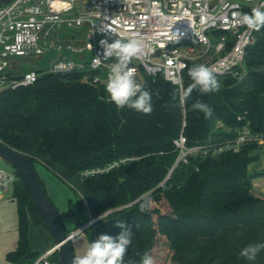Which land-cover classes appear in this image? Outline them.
Returning a JSON list of instances; mask_svg holds the SVG:
<instances>
[{"label": "trees", "instance_id": "trees-1", "mask_svg": "<svg viewBox=\"0 0 264 264\" xmlns=\"http://www.w3.org/2000/svg\"><path fill=\"white\" fill-rule=\"evenodd\" d=\"M255 35L246 52V76L238 81L214 75L218 91L202 94L197 88L185 99L193 65L184 72L183 92L161 76L146 77L142 87L151 93L153 109L147 115L117 108L106 85L94 82L93 72L45 74L32 86L0 93V140L68 184L91 219L112 211L86 229L90 242L101 234L117 236L122 231L119 222L130 226L132 245L124 264H141L159 238L177 264H264V249L255 259L241 255L248 245L264 243V197L252 186L264 168L250 172L261 155L258 146L192 160L166 180L177 158L174 141L182 132L189 145L226 140L246 124L264 134V28ZM197 101L212 109L210 117L193 110ZM127 157L135 160L104 174L82 176L87 169ZM14 173L19 240L7 259L32 264L40 253L29 241V216L38 225L43 223L28 187ZM36 177L48 196L37 170ZM145 195L151 196L152 206L140 212ZM157 205L169 214H161Z\"/></svg>", "mask_w": 264, "mask_h": 264}, {"label": "built area", "instance_id": "built-area-1", "mask_svg": "<svg viewBox=\"0 0 264 264\" xmlns=\"http://www.w3.org/2000/svg\"><path fill=\"white\" fill-rule=\"evenodd\" d=\"M262 6L264 0H12L0 7V93L32 86L45 74L86 76L93 72L94 82L106 85L116 58L103 59L102 39L108 43L142 41V52L129 65L135 67L141 86L146 77L161 76L183 92L185 70L200 64L215 76L241 81L247 74L246 52L256 35L236 21ZM177 29L185 32L179 41L174 34ZM31 57H46V66L24 70L20 61ZM174 144L177 158L167 179L192 160L239 153L253 144L264 156V134L248 124L223 141L189 145L182 132ZM134 160L122 158L87 169L82 176L104 174ZM15 180V173L0 170V200ZM79 230L72 232L73 237L85 227ZM56 253L52 246L32 264H61Z\"/></svg>", "mask_w": 264, "mask_h": 264}, {"label": "clouds", "instance_id": "clouds-1", "mask_svg": "<svg viewBox=\"0 0 264 264\" xmlns=\"http://www.w3.org/2000/svg\"><path fill=\"white\" fill-rule=\"evenodd\" d=\"M262 8L264 6L252 8L250 14L240 15L236 23L245 26L249 30L260 31L261 28H264V10ZM106 30L113 32L112 29ZM174 34L179 41L185 35V32L177 29ZM100 45L103 47L104 60H109L112 57L116 58V62L111 66L105 86V91L110 100L117 108L127 107L146 115L151 114L153 110L152 95L137 83L135 67H129L132 60L142 52V41L139 39H116L114 42L108 43L106 39H102ZM97 62H101L99 57H97ZM188 75L192 83L184 93L185 99L197 88L202 94L218 91L220 88V84L212 71L204 64L193 65L189 69ZM192 108L194 111L202 112L205 118L212 115V109L202 101L193 103ZM151 206L152 199L150 195L140 198V212H147ZM117 226L122 229L117 236L101 234L96 241L90 243L83 256L76 257L73 260V264H124L125 255L132 245L133 234L130 226H127L124 222L117 223ZM72 238L69 237L70 240ZM262 249H264V243L250 244L241 251V255L248 259H255ZM141 264H154V261L149 254L145 253L141 259Z\"/></svg>", "mask_w": 264, "mask_h": 264}, {"label": "rangeland", "instance_id": "rangeland-1", "mask_svg": "<svg viewBox=\"0 0 264 264\" xmlns=\"http://www.w3.org/2000/svg\"><path fill=\"white\" fill-rule=\"evenodd\" d=\"M47 61L48 59L46 57H31L22 59L20 63L22 64L21 66H23V69L28 71L31 69H42L44 66H46ZM263 163L264 156L261 151L259 160L250 166V172L253 174L262 171ZM35 168L36 170H40L39 163L35 164ZM0 170H4L5 172L10 174L14 173L15 171L13 167H11L1 159ZM252 186L257 195H259L260 197H264V175L256 177L253 180ZM55 190L56 192H58V200L62 202V206H64L63 210L65 211L59 212L66 231L72 233L82 227H85V230L73 237L71 240V245L75 256H83L91 243L88 239L86 229L89 230L96 226L95 222L92 224L89 223L92 222L91 220L93 219L95 221H98V219H100L103 214L108 213L109 211L102 213L97 218L91 219L87 210L81 209L80 198L75 194V192L68 184L60 180L58 189L56 187ZM156 208L159 209L161 211L160 213L163 215L169 214V211L161 205H157ZM15 209H17V202L13 197V188L10 187L7 191L4 192L3 198L0 200V253L8 246L7 244L9 243L11 238H14V240L15 238H18V230L15 228V225L10 218V212L14 211ZM156 217L157 214H154V218ZM28 224L29 236L32 235L31 240L34 250L38 253L44 252L51 245L49 234L37 223L35 225L34 223ZM172 255V251L169 249L168 245L164 243L163 238H159L154 246V249L151 252V257L154 261V264H177L172 259Z\"/></svg>", "mask_w": 264, "mask_h": 264}, {"label": "water", "instance_id": "water-1", "mask_svg": "<svg viewBox=\"0 0 264 264\" xmlns=\"http://www.w3.org/2000/svg\"><path fill=\"white\" fill-rule=\"evenodd\" d=\"M12 0H0V7ZM0 159L9 164L20 175L29 189L32 203L38 208L43 226L50 233L61 264H73L76 258L71 240L72 233H67L60 212L50 197L42 191L36 177V168L33 161L24 153L19 152L0 140ZM112 211L103 214L106 216ZM101 216V217H102Z\"/></svg>", "mask_w": 264, "mask_h": 264}, {"label": "crops", "instance_id": "crops-1", "mask_svg": "<svg viewBox=\"0 0 264 264\" xmlns=\"http://www.w3.org/2000/svg\"><path fill=\"white\" fill-rule=\"evenodd\" d=\"M39 167H40V170H37V173H38V175L40 176V178L44 182V185H45L46 191L48 193V196L53 201V203L58 208V210L60 212H64L65 211V210H63L64 209V206H62V202H60L58 200V192H56V190H55L56 187L58 189V186L60 184V180L61 179L59 180L57 176H55L52 172H50L43 165L39 164ZM263 168H264V163L262 164V169ZM10 218H11L12 222L14 223L15 228L18 230V209H15L14 211H11L10 212ZM28 220H29L28 221L29 223H32V224L34 223V225L36 224V222L34 221V219L31 216H29V219ZM41 227L43 229H45L43 226H41ZM17 233H18V238H15V240H14V238H11V240L7 244L8 246L0 253V264H12L11 262L8 261L7 254L10 253V252L15 251L17 249L18 240H19V230L17 231ZM47 233L49 234V240H50V243H51V245L49 246V248H51L54 245L52 243V238L50 237V233L48 231H47ZM31 236H29V241H30L31 246L33 247V243H32V240H31ZM33 249H34V247H33ZM48 249H46V250H48Z\"/></svg>", "mask_w": 264, "mask_h": 264}]
</instances>
